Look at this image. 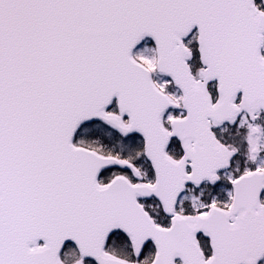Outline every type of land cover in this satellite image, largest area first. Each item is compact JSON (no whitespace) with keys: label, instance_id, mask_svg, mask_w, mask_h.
Instances as JSON below:
<instances>
[{"label":"water","instance_id":"1","mask_svg":"<svg viewBox=\"0 0 264 264\" xmlns=\"http://www.w3.org/2000/svg\"><path fill=\"white\" fill-rule=\"evenodd\" d=\"M195 29L205 68L198 82L182 42ZM263 35L264 14L254 0H0V264H63L60 253L69 242L83 259L129 264L104 252L115 231L129 236L136 256L152 240L153 264L178 258L258 264L264 257V172L235 181L230 213L175 217L168 230L157 228L137 200L155 197L172 215L187 184L214 183L229 168L233 153L216 141L211 126L234 123L241 109L264 110ZM146 38L155 42L158 73L183 96L187 114L172 122V134L162 116L178 106L132 58ZM213 81L214 105L207 88ZM115 99L120 116L106 115ZM94 120L123 136L143 135L154 186H132L122 177L98 185L104 169L137 172L73 145L79 127ZM171 137L184 151L179 163L165 154ZM199 233L211 239L207 263Z\"/></svg>","mask_w":264,"mask_h":264},{"label":"rangeland","instance_id":"2","mask_svg":"<svg viewBox=\"0 0 264 264\" xmlns=\"http://www.w3.org/2000/svg\"><path fill=\"white\" fill-rule=\"evenodd\" d=\"M189 45L190 48L194 52H196L195 43L189 42ZM134 57L136 58V60H138V62L143 64L147 69L151 71L153 75V80L157 85V87L162 92L167 94L170 98H172L174 101L180 103L181 94L178 92V90H176L171 86V82L169 79L162 77L156 72L157 55H156L155 47L147 42L146 44L142 45L137 49ZM196 57L198 58L197 55ZM194 67L196 68L198 67L195 61L192 63V68ZM200 72H202V68L200 69L197 68L196 77H198ZM213 89L214 87H212V90ZM182 116L183 113L181 111L179 112L171 111L165 116L164 121L168 124L169 122H171L172 119L180 118ZM260 123H261L260 126H250L247 117L246 116L241 117L237 127L234 130H232L234 132L231 134L233 137H228L230 138V140H228L229 141L228 143L230 144L231 147L235 149H240V147H242L243 149L241 148V151H244V153L246 154L245 158L243 159V157H240L239 159H237V161L233 165V170L224 173L222 175L223 182L219 183L217 186L215 187L205 186L200 190L191 189L188 192H186L180 199V203H179L181 213H183L184 210H189L190 213L203 214L206 213L213 206L227 207L232 201L231 185L233 181L236 179V177L252 168L259 171L264 170V120L260 119ZM254 129L257 133L255 135H252ZM112 138L115 140L116 149L120 153L127 155L131 154L132 152L131 148L133 146L136 147L138 144L136 140L132 138L119 139L116 136H112ZM254 150L257 151L255 152V154L253 153ZM134 160L139 165L138 167L139 169L145 168L146 170H148L147 166H145L144 163L141 162V158L139 156H137ZM240 160L243 161L241 162ZM248 161L251 164V166L248 165ZM241 163L243 164L247 163V166L243 167ZM240 166H242L241 169L239 168ZM143 174H144L143 182L151 184L152 177L147 176L146 172H143ZM143 205L146 208H148L150 212H152V214L154 215V219L157 222H159L161 225L162 223L167 221L165 225H163V227L166 228L169 226L170 221L164 216V214H162L161 208L158 205H156L153 201L144 202ZM117 241L121 242L120 240ZM117 245H119V243H117ZM121 245L123 247L124 243L121 242ZM205 245L208 249L209 243H205ZM110 247H115V241H111ZM126 250L129 251V254ZM123 253L124 256L126 255L127 257H129L128 259L132 258V253L130 249L125 248V250H123ZM261 264H264V261Z\"/></svg>","mask_w":264,"mask_h":264},{"label":"trees","instance_id":"3","mask_svg":"<svg viewBox=\"0 0 264 264\" xmlns=\"http://www.w3.org/2000/svg\"><path fill=\"white\" fill-rule=\"evenodd\" d=\"M113 107L112 109H114ZM110 131L101 123L95 122L84 126L75 138V144L88 149L96 150L104 155H113L121 157L120 154L111 147L112 137ZM113 252V251H112ZM121 256L120 253H115ZM77 259V253L73 247H67L63 254L65 262H71Z\"/></svg>","mask_w":264,"mask_h":264},{"label":"flooded vegetation","instance_id":"4","mask_svg":"<svg viewBox=\"0 0 264 264\" xmlns=\"http://www.w3.org/2000/svg\"><path fill=\"white\" fill-rule=\"evenodd\" d=\"M256 2V5H257V7L262 11V12H264V0H256L255 1ZM262 56L264 57V47H263V51H262ZM246 117H247V119H248V122L250 123V126H260L261 125V123H260V119H263L264 120V113L261 111V112H258L257 114H256V116L255 117H250V116H247V115H245ZM167 128V130H169L170 131V128L169 127H166ZM247 128V127H246ZM231 128L230 127H223V128H221V129H219V130H217L218 132H216L215 134H216V136H217V139L220 141V142H222V144H224L225 146H227L228 148H230V149H232V147L231 146H229L230 144L228 143L229 141L228 140H230V138H228V137H233L231 134L232 133H234L232 130H230ZM221 130V131H220ZM222 132V133H221ZM228 132H229V134H228ZM257 132L255 131V129H254V131L252 132V135H255ZM227 141V142H225V140ZM242 142V141H241ZM170 145H171V148H170V151H171V154H172V157L174 158V159H176V160H181L182 159V157H183V154H182V149H181V146H180V144H179V142L177 141V140H175V139H173L172 141H171V143H170ZM244 146V145H243ZM242 148V147H241ZM241 148H240V150H238V149H235L234 148V150H235V152H236V156H235V159L233 160V161H235L236 159H239L240 157H243V159L245 158V153H244V151H241ZM243 149V148H242ZM233 150V149H232ZM255 151L256 150H254V153H255ZM232 161V162H233ZM241 162L243 161V160H240ZM231 162V163H232ZM243 164V163H242ZM243 165H246L247 166V163L246 164H243ZM248 165H250L251 166V164L249 163V161H248ZM221 176H222V174L219 176V179L223 182V180H222V178H221ZM130 180L133 182V180L130 178ZM204 186V185H203ZM190 188H192V187H189L188 188V190H190ZM187 190V191H188ZM192 190H195V189H192ZM217 207H219V208H221V209H225L226 207H222V206H217ZM187 211V210H186ZM184 212H185V210H184ZM177 213H179L180 215H184V216H195L194 214H191V213H189V212H185V213H181L180 212V210H178L177 209ZM200 237V236H199ZM204 253V255L206 256V258H208V252L207 251H204L203 252Z\"/></svg>","mask_w":264,"mask_h":264}]
</instances>
